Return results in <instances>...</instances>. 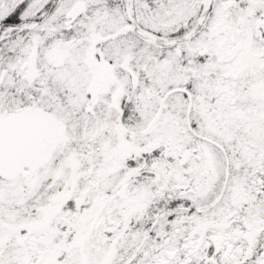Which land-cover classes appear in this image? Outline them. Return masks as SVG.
I'll use <instances>...</instances> for the list:
<instances>
[{
	"label": "snow or ice",
	"instance_id": "6c2138e0",
	"mask_svg": "<svg viewBox=\"0 0 264 264\" xmlns=\"http://www.w3.org/2000/svg\"><path fill=\"white\" fill-rule=\"evenodd\" d=\"M0 264H264V0H0Z\"/></svg>",
	"mask_w": 264,
	"mask_h": 264
}]
</instances>
